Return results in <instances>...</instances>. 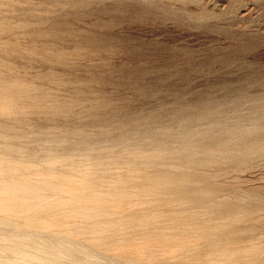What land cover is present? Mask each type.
Here are the masks:
<instances>
[{"label": "rangeland", "instance_id": "obj_1", "mask_svg": "<svg viewBox=\"0 0 264 264\" xmlns=\"http://www.w3.org/2000/svg\"><path fill=\"white\" fill-rule=\"evenodd\" d=\"M71 1L0 0L2 142L15 140L31 149L41 131L61 135L62 148L79 133L92 145L127 135L131 122L141 127L142 120L157 118V127L140 128L141 136L132 140L174 147V140L155 130L219 132L206 117L210 99L229 122L249 118L262 105L264 123V0ZM182 108L186 117L177 126L172 114ZM107 117V124L101 122ZM233 137L241 140L242 131ZM221 166L204 170L216 174L213 183L222 187L216 196L264 198V153ZM261 202L252 213L257 223L252 239L264 238Z\"/></svg>", "mask_w": 264, "mask_h": 264}, {"label": "bare ground", "instance_id": "obj_2", "mask_svg": "<svg viewBox=\"0 0 264 264\" xmlns=\"http://www.w3.org/2000/svg\"><path fill=\"white\" fill-rule=\"evenodd\" d=\"M208 106L205 116L218 133L155 130L174 147L132 140L140 128L157 127V118L142 120L141 127L131 122L127 135L92 145L81 133L66 148L61 135L41 131L31 149L0 140V264H264V238L251 237L257 225L252 213L264 198L239 192L218 197L216 174L204 172L264 153L262 105L230 122L217 102L210 99ZM185 111L172 114L177 126ZM247 222L251 227L243 226Z\"/></svg>", "mask_w": 264, "mask_h": 264}]
</instances>
